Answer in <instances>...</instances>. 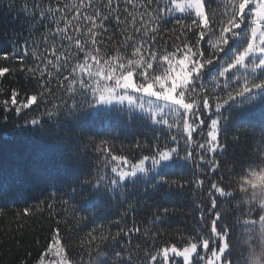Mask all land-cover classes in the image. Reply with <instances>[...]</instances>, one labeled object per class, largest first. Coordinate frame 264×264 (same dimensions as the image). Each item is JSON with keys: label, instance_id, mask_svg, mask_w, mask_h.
<instances>
[{"label": "snow or ice", "instance_id": "6c2138e0", "mask_svg": "<svg viewBox=\"0 0 264 264\" xmlns=\"http://www.w3.org/2000/svg\"><path fill=\"white\" fill-rule=\"evenodd\" d=\"M13 6L14 0H9V7ZM20 7L31 20L29 35L41 27L43 33L31 45L26 39L19 50L0 53V58L23 63L30 55L35 63L26 71L36 81V90L21 100L20 91L11 89L2 102L5 119L12 111L17 116L23 114L25 123L19 127L49 135L62 124L79 126L86 116L98 117L110 106L119 112L123 109L116 106L127 104L129 114L139 111L167 132L163 144L159 137L151 146L137 143V149L149 148V154L138 162L113 155L106 141L96 145L94 151L104 156V169L109 166V157L116 162L110 168L113 175L98 169L94 176L77 182L66 194L65 205L75 204L83 192L113 199L119 194L123 199L125 181L138 174L147 179L150 172L168 162L199 161L197 169L202 174L216 173V154H223L226 148L221 144V132L229 121L252 115L259 105L258 122L264 128V0H218L216 8L207 0H23ZM168 17H174L178 25L169 30L174 34L170 45L161 35L162 22ZM110 43L114 53L108 51ZM50 68L55 69L62 90L58 97L51 87ZM12 72L8 65L0 66V78ZM42 104L44 111L39 117L28 119L24 110H36ZM83 135L88 133L82 131ZM261 139L264 141V136ZM72 144L79 141L74 139ZM61 155L80 158L75 147H68ZM257 157L239 174L238 187L225 185L222 176L209 180L196 204L200 233L186 241V246L173 244L141 253L139 244L130 246L132 234L141 233L135 225L118 228L114 235L110 231L105 234L103 229L97 235L93 230L86 236L90 257L86 264H160L158 258L162 264H170L176 257L182 258V264H264V252L257 260L254 244L241 249L232 236L243 220L250 235L258 232L264 237V142ZM149 160L152 167L146 169ZM188 183L161 175L151 187L183 190ZM192 183L201 189L205 179L194 177ZM228 204H232L233 219L229 218ZM35 210L25 208L23 215ZM168 212V208L162 209L164 215ZM163 218L157 215L151 223ZM142 235L154 236L147 227ZM84 243L82 239L80 246ZM110 245L119 247L109 252ZM73 252V241H65L57 226L36 264H77ZM79 264L85 261L80 258Z\"/></svg>", "mask_w": 264, "mask_h": 264}, {"label": "trees", "instance_id": "16d2710c", "mask_svg": "<svg viewBox=\"0 0 264 264\" xmlns=\"http://www.w3.org/2000/svg\"><path fill=\"white\" fill-rule=\"evenodd\" d=\"M69 2L70 0H61V3ZM217 2L218 0H207L212 8H216ZM22 3L23 0H14L15 6L10 8L9 0H0V53L11 54L13 49L19 50L26 39L31 45L32 40L43 33L41 27L32 36L29 35L31 20L21 11ZM162 23L161 35L170 45L174 34L169 30L178 28V25L175 24L174 17H168ZM116 39L119 40L120 36L117 35ZM28 51L30 53L32 48L29 47ZM108 51L114 53L111 43ZM128 52L130 55L131 49ZM79 58L82 59V54ZM34 63L30 55L25 57L23 63L20 60L0 58V66L8 65L13 69L6 78H0V264H36L57 226L65 241H73V255L77 264L80 258L85 264L90 258L86 236L93 230L97 235L101 229L105 230V234L110 231L114 235L118 228L127 229L135 225L141 229V233L132 234L130 246L139 244L141 253L155 252L173 244L178 247L186 246V241L200 233L199 209L196 204L202 199L203 189L208 187L209 180L222 176L225 185L231 183L238 187L236 182L240 178L239 174L247 171V165L258 159L259 145L264 142L261 139L264 128L258 122L262 110L259 105L252 115L238 116L222 129L221 144H225L226 148L223 154H216L219 164L216 173L202 174L197 169L199 161L168 162L158 167L155 172H150L147 179L143 174H138L137 178L125 181L123 199L119 194L113 199L97 198L83 192L77 196L75 204L70 202L65 205L63 200L67 199L66 194L71 192L72 187L77 186V182L82 183L90 174L94 176L98 169L113 175L110 168L116 162L109 157V166L104 169V156L94 151L96 145L106 141V146L112 150L113 155L127 156L133 162H138L143 155L149 154V148L137 149V143L151 146L159 137V143L163 144V137L167 132L162 125H153L139 111L129 114L127 104L116 106L123 109L119 112L112 110L110 106L98 117L86 116L79 126L62 124L49 135H41L27 126L19 127L18 125L25 123L23 114L17 116L12 111L7 113L5 119L2 102L10 96L13 88L20 91L21 100L26 94L36 90V81L26 71ZM22 67L24 71L21 70ZM49 70L52 71L54 80L51 87L58 97L62 90L56 82L57 73L55 69ZM43 111V104L36 110H24L28 119L39 117V113ZM82 131L88 135L82 136ZM74 139L79 141L78 145L72 144ZM68 147H75L80 158L63 157L61 153L67 152ZM151 151L154 152L155 149L151 148ZM151 167V162L145 163L146 169ZM161 175L189 183L183 190L175 187L169 189L167 186H158L154 190L151 184ZM194 177L205 179L201 189L195 188L192 183ZM203 198L206 200V197ZM44 202L52 207L46 208ZM129 204L133 207L129 208ZM165 207L169 209L167 215L162 213ZM226 207L229 208V218L233 219L232 204ZM25 208L37 210L24 216ZM157 215L164 218L151 223ZM146 227L154 234L153 237L145 238L142 235ZM232 236L233 243L238 242L241 249L247 248L250 243L254 244L256 259H260L259 254L264 252V237L258 232L250 235L248 226L241 220L232 230ZM82 239L85 240L83 247L80 246ZM118 247L110 245L108 251ZM92 252L94 254L95 249ZM244 255L248 256V252ZM158 260L162 264L161 258ZM170 264H182V260L176 257Z\"/></svg>", "mask_w": 264, "mask_h": 264}, {"label": "rangeland", "instance_id": "374dc122", "mask_svg": "<svg viewBox=\"0 0 264 264\" xmlns=\"http://www.w3.org/2000/svg\"><path fill=\"white\" fill-rule=\"evenodd\" d=\"M147 162H151V161H147ZM147 162H146V163H147ZM48 258H49V259H52L53 257H52V256H49ZM177 258H179V257H177ZM179 259L182 260V258H179Z\"/></svg>", "mask_w": 264, "mask_h": 264}]
</instances>
